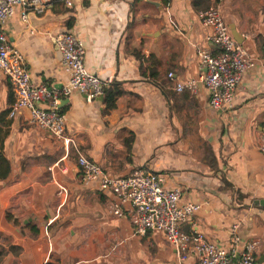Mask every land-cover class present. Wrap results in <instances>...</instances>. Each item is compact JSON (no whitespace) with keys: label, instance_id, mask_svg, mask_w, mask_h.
Segmentation results:
<instances>
[{"label":"crops","instance_id":"crops-1","mask_svg":"<svg viewBox=\"0 0 264 264\" xmlns=\"http://www.w3.org/2000/svg\"><path fill=\"white\" fill-rule=\"evenodd\" d=\"M214 5L254 59L223 110L209 106L199 82L195 91L174 90L203 75L198 51L217 53L199 19ZM2 31L32 84L55 90L68 81L55 38L74 33L86 70L121 94L108 112L103 95L63 98L65 136L107 175L158 174L163 188L179 190L180 203L198 204L185 234L229 248L237 224L264 264V206L253 204L264 200V0H73L27 12L25 21L17 7ZM13 102L0 72V264H196L192 254L178 262L161 232L136 236L131 207L113 214L116 196L82 181L74 149L31 124L28 110L9 117Z\"/></svg>","mask_w":264,"mask_h":264},{"label":"built area","instance_id":"built-area-1","mask_svg":"<svg viewBox=\"0 0 264 264\" xmlns=\"http://www.w3.org/2000/svg\"><path fill=\"white\" fill-rule=\"evenodd\" d=\"M52 3H62L68 8L73 6V0H0V72L8 80L14 95L9 117L14 116L19 109H26L31 124L53 138L62 140L67 150L74 149L82 181L96 180L102 190L116 196L118 203L111 206L113 214L121 215L122 204L131 207L129 218L136 236L154 231L163 233L174 249L178 262L185 261L192 254L196 264H263L254 256L257 242H241L237 235V224L230 228L229 248L207 240L199 232L185 234L181 226L200 209L198 204L180 203L179 190L163 188L158 174L140 169L126 177L107 175L101 166L78 151L72 137L65 136V119L59 110L61 100L77 92L86 102H92L103 95L105 88V83L84 67L83 44L72 32H63L55 38L62 69L68 75V81L55 90L44 84H32L23 56L6 43L2 31L15 8L20 7L21 18L25 21L27 12L42 13ZM199 19L210 29L207 40L216 47L217 53L198 51L203 75L197 81L176 83L174 90L195 91L199 82L209 91V106L213 110H223L232 106L236 89L244 74L254 66V59L235 42L217 5L200 11ZM259 151L264 155V144L259 147ZM62 193L63 188L59 187L58 194Z\"/></svg>","mask_w":264,"mask_h":264},{"label":"trees","instance_id":"trees-1","mask_svg":"<svg viewBox=\"0 0 264 264\" xmlns=\"http://www.w3.org/2000/svg\"><path fill=\"white\" fill-rule=\"evenodd\" d=\"M121 94L119 89L117 87L111 88L110 90L106 91L104 89L103 91V102H104V111L108 112L111 109H113L115 105V99ZM1 148V146H0ZM3 161V158L0 153V162ZM46 264H56L53 262H47Z\"/></svg>","mask_w":264,"mask_h":264},{"label":"water","instance_id":"water-1","mask_svg":"<svg viewBox=\"0 0 264 264\" xmlns=\"http://www.w3.org/2000/svg\"><path fill=\"white\" fill-rule=\"evenodd\" d=\"M233 37H234L235 40H236V36L233 35ZM98 99H101V96L98 97ZM61 102H63V100H62ZM253 204H254V205H261V206H264V200H255V201L253 202ZM237 257H238V256H237Z\"/></svg>","mask_w":264,"mask_h":264}]
</instances>
